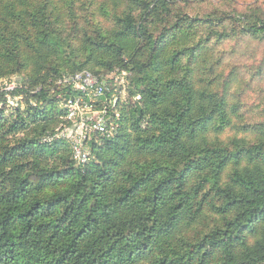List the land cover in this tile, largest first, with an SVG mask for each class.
<instances>
[{
	"label": "trees",
	"instance_id": "obj_1",
	"mask_svg": "<svg viewBox=\"0 0 264 264\" xmlns=\"http://www.w3.org/2000/svg\"><path fill=\"white\" fill-rule=\"evenodd\" d=\"M77 1L54 18L0 0V81L22 77L0 92V264H264V118L231 101L248 68L218 50L264 44V4L82 0L78 15ZM84 70L125 73L131 102L76 165L55 137L75 93L57 83Z\"/></svg>",
	"mask_w": 264,
	"mask_h": 264
},
{
	"label": "built area",
	"instance_id": "obj_2",
	"mask_svg": "<svg viewBox=\"0 0 264 264\" xmlns=\"http://www.w3.org/2000/svg\"><path fill=\"white\" fill-rule=\"evenodd\" d=\"M125 78V73L97 77L82 71L58 81V86H67L72 94L75 93L65 99L61 106L66 115L62 139L71 144L74 163L82 165L89 160L90 154L83 145L87 136L108 140L115 134L118 105L125 102L127 95L128 82ZM135 99L139 100V97ZM74 129L82 131L80 136L77 134L78 141L73 136Z\"/></svg>",
	"mask_w": 264,
	"mask_h": 264
},
{
	"label": "rangeland",
	"instance_id": "obj_3",
	"mask_svg": "<svg viewBox=\"0 0 264 264\" xmlns=\"http://www.w3.org/2000/svg\"><path fill=\"white\" fill-rule=\"evenodd\" d=\"M66 0H24V5L26 8H30L37 5H42L43 3H49L50 6H52L54 9L53 17L55 18L57 14L62 15L63 17H69L67 16V8L65 4ZM100 1V0H98ZM219 1V2H218ZM227 0H206L205 2H197L191 6V13H198L199 15L203 13H207L210 9H212L214 6L219 5L222 7L226 6ZM218 2V3H216ZM234 7L239 8L241 5H248L251 3H263L264 0H233ZM83 4L82 0L77 1V3L73 6V10L77 11L78 15L82 14V10H85L84 8H81V5ZM90 10V9H89ZM91 12V10H90ZM68 37V36H64ZM219 52H233V54L228 55L231 56L232 59H230L231 63H234L235 65L239 66H246L248 68V71L244 73L245 79L243 81L239 82L238 84L233 85L232 89L237 91V93H241V97L238 100V98H233L231 101H239L241 104L240 112L243 113L246 117V122H256L257 119L264 118V74L262 77L256 76L254 79H249V76L251 75V72L254 68H257L263 58H264V44L260 42H253L249 40H238V38L226 42L221 47H219ZM85 71V70H84ZM113 73L107 74V76H111ZM253 75V72H252ZM22 83V77L20 75H14L7 78L2 79L0 81V92L3 91H10L14 88L20 86ZM7 101V111L13 110V108L20 107L21 110H24V100L19 97H10L9 95L5 96ZM129 100L128 94L125 97V101ZM137 99H133L132 101H135ZM131 102V101H130ZM260 104L259 107H256V105ZM1 108V106H0ZM65 120V119H64ZM66 124V123H65ZM64 126V125H63ZM59 126L55 133L57 139H62V127ZM115 126V125H114ZM75 134L73 135L75 138L80 136V132L76 129H74ZM78 131V132H77ZM83 135V134H82ZM84 136V135H83ZM82 137V136H81ZM235 137V131L228 130L225 134L222 135V140L224 142H231L230 140ZM94 136L90 135L87 136L86 143L92 141ZM248 139H252L253 136L249 135L247 136ZM46 142H49L50 139H44ZM65 142H67L70 147L71 144L69 141L63 139ZM44 141V142H45ZM95 142L99 143L100 141L98 138L95 139ZM86 150L90 154V146H86L83 144ZM72 150V148H71ZM90 158V157H89ZM76 164V163H75ZM78 165V164H76Z\"/></svg>",
	"mask_w": 264,
	"mask_h": 264
}]
</instances>
